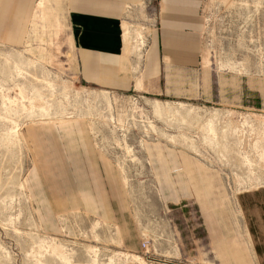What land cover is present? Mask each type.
I'll return each instance as SVG.
<instances>
[{
    "label": "rangeland",
    "instance_id": "1",
    "mask_svg": "<svg viewBox=\"0 0 264 264\" xmlns=\"http://www.w3.org/2000/svg\"><path fill=\"white\" fill-rule=\"evenodd\" d=\"M156 3L125 10L136 83ZM30 14L0 41V264H264V0L202 2L197 72L238 108L87 85L66 0Z\"/></svg>",
    "mask_w": 264,
    "mask_h": 264
},
{
    "label": "crops",
    "instance_id": "2",
    "mask_svg": "<svg viewBox=\"0 0 264 264\" xmlns=\"http://www.w3.org/2000/svg\"><path fill=\"white\" fill-rule=\"evenodd\" d=\"M142 1L66 0L67 13L73 21L70 43L82 82L114 94H126L138 87L136 91L145 97L179 101L200 99L210 106L229 108H238L246 103L241 98L240 86L245 82H240L237 92H226L219 77L214 89L208 71L197 72L203 0H156V25L148 37L136 83L131 76L133 72L126 71L133 63L124 54L122 23L126 8ZM35 2L0 0V41H21ZM227 93L234 94L228 98L225 97ZM77 176H81L80 173ZM77 187L74 190H85L83 185Z\"/></svg>",
    "mask_w": 264,
    "mask_h": 264
},
{
    "label": "built area",
    "instance_id": "3",
    "mask_svg": "<svg viewBox=\"0 0 264 264\" xmlns=\"http://www.w3.org/2000/svg\"><path fill=\"white\" fill-rule=\"evenodd\" d=\"M235 119V118H234ZM239 119V118H238Z\"/></svg>",
    "mask_w": 264,
    "mask_h": 264
}]
</instances>
